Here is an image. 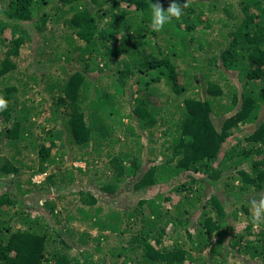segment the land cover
Masks as SVG:
<instances>
[{"label": "trees", "instance_id": "16d2710c", "mask_svg": "<svg viewBox=\"0 0 264 264\" xmlns=\"http://www.w3.org/2000/svg\"><path fill=\"white\" fill-rule=\"evenodd\" d=\"M0 97V264H264V0H0Z\"/></svg>", "mask_w": 264, "mask_h": 264}, {"label": "rangeland", "instance_id": "374dc122", "mask_svg": "<svg viewBox=\"0 0 264 264\" xmlns=\"http://www.w3.org/2000/svg\"><path fill=\"white\" fill-rule=\"evenodd\" d=\"M25 51H26V49L24 48V50L22 51L21 57H20L21 62H23L22 65H21V67L19 68V70L21 71V75L23 74V72H24V70H25L24 67L27 66L28 62L35 61V58H34L33 54H29V55L24 54ZM44 59H45V58H44ZM21 62H20V63H21ZM51 63H52V62H50V61L45 62V63H42V61H40L39 63L36 64V65H37V70H38V71H41V72H44L45 70H47V72L49 71L51 74H53V71H52V70H55V69L53 68V64H51ZM34 91H35V92H34ZM34 91H32V92H33V95L31 96V97L34 98V102H36L37 100H38V101L41 100L40 95H42V97L44 96L45 99H48V100L50 99V98L47 96L46 93H39V92H38V91H40V90H39V87H36V86H35V87H34ZM129 94H130V93H126V96H124V98H128V97H130ZM48 95H49V94H48ZM54 96H56V94H55ZM52 98H53V97H52ZM144 99L146 100V98H144ZM45 105H46V106H49L48 102H46ZM129 109H131V105L129 106ZM43 114H44V115H47V114H45V113H43ZM38 119H39V121H41V120L43 119V116H40ZM124 121H126V119H124ZM33 133H34V134H38V133H39V130H38V129H35V125H33ZM41 135H42L41 138H43V137L45 136V134L42 133V132H41ZM39 141H41V140H39ZM159 141H161V140H159ZM142 142H143V144L146 142L145 138H143ZM78 146H79V145H78ZM78 146H72L71 144H69V143L67 142V139H65V140L63 141V147H64V148H63V152H64V160H62L63 168H66V169L69 168V164H70V163H69V160H70V158L72 157V155L76 157L75 159H73L72 164H71L73 167H81V168H83V167L85 166V162H84V159H85V158L83 157V159H80V155L78 154V151H79L80 149L78 148ZM60 149H61V147H60ZM10 155H11V154H10ZM10 155H9V156H10ZM31 158H32V157H31ZM103 161H104V159H102V160H97V162H95V166H96V167H100V166H102L101 163H102ZM25 162H26L27 165H29V163H28L26 160H25ZM55 174H57V172H55ZM60 174H63V173L60 172ZM76 174H77V173H76ZM63 175H64V174H63ZM57 176H59V175H55V177H54V185L49 186V187L47 188V190H42V191L40 192L41 194H48V195H50L51 198H52V197H55L56 195L63 196V193H65V192H67V191H77V190H78V186H83V187H85V188H86L87 186L91 187V184H87L88 182H90L89 179H91V175H90V174H89V175H86V176H84V177L80 176V178L75 179L73 185L66 186V187H63L64 183H63V182L60 183L59 180H58V178H57ZM44 177H45V174L35 176V177H33V178L31 179V183H32V182H34V183H38V182L42 181V180L44 179ZM77 184H78V185H77ZM57 185H59L61 188H60V187H57ZM13 186H15V185H13ZM44 186H45V185H44ZM23 187H24V186H23ZM25 188H26V187H25ZM128 190H129V189H128ZM128 190H127L128 193H126V194H124V195L118 197V198H117V201L121 202L122 204H131V202L133 201V199H134L136 196H138V195L140 196V195H141V192H136V194H133V195H132V193H129ZM95 192H96V194L101 193V192L98 191V190H96ZM208 192H209V189L205 191V194H207ZM72 197H74V195H72ZM72 197H70V198H72ZM97 197H98L99 201H104V199L102 198L101 195H97ZM67 199H68V198H66V200H67ZM257 199H261V197H259V196H256V197H254V198H252V197H247L246 199H244V200H242V201H240V202H236V204H238L239 207H241L242 204H244V205L246 204V205H247V208H248V211H249L250 215L252 216V209H251V207L249 206V204H250V201H252V200H257ZM35 200H39V201H41L40 199L29 198L30 204H27V205H28L30 208H32L31 205H34ZM39 201H38V202H39ZM114 201H115V199H114ZM230 201H232V199H231ZM36 203H37V201H36ZM36 203H35V204H36ZM236 204H235V205H236ZM242 220L245 221V218L243 217ZM72 226L81 227V225H79L77 222H76L75 224H72ZM93 233H94V232H92V234H93ZM238 259H239V261H237ZM228 261H230L232 264H241V263H240L241 261H246V260L240 258L239 256H237V257H235V258H231V259H229Z\"/></svg>", "mask_w": 264, "mask_h": 264}, {"label": "clouds", "instance_id": "9594fccd", "mask_svg": "<svg viewBox=\"0 0 264 264\" xmlns=\"http://www.w3.org/2000/svg\"><path fill=\"white\" fill-rule=\"evenodd\" d=\"M185 7H187L186 2L183 4L178 3V2H172L169 4L167 10L165 11L163 6L159 2L151 3V24L150 26L152 30L159 32L163 29V26L166 23L171 22L172 19L174 18L179 19L184 14L183 9ZM6 107H7V101L3 99V97H0V110H4ZM1 157L2 155H0V159ZM38 175H43V174H37V175H34L33 177L38 176ZM208 197L209 195L205 194V198H208ZM250 207L252 209L253 223L259 224L261 222H264V198H261L259 200L250 201Z\"/></svg>", "mask_w": 264, "mask_h": 264}]
</instances>
